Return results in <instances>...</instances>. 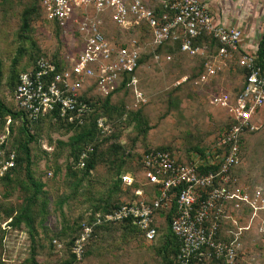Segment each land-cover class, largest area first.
Here are the masks:
<instances>
[{
	"label": "built area",
	"instance_id": "built-area-1",
	"mask_svg": "<svg viewBox=\"0 0 264 264\" xmlns=\"http://www.w3.org/2000/svg\"><path fill=\"white\" fill-rule=\"evenodd\" d=\"M41 8L46 22L75 25L80 48L74 55L60 57L59 64L49 56H39L18 73L9 99L28 125L53 112L67 115L69 121L80 119L93 99L111 94L123 83V90L133 99L130 109L146 102L138 76L140 43L136 38L114 41L106 37L102 31L106 18L124 29L144 23L152 46L181 38L180 49L195 54L199 47L192 46V39L206 34L220 43L216 56L229 59L239 54L238 65L248 71L244 85L234 95L222 91L211 99L233 119L219 139L203 155L192 151L185 159L165 148L144 150L140 154L141 179L130 172L120 176L121 184L130 187L134 196L99 216L96 222L131 218L144 240L151 243L157 235L154 221L159 210H170L175 198L170 228L180 241L177 264L221 257L228 264H237L242 231L248 230L255 219L260 220L264 231V190L244 185L233 174L242 159L239 139L245 131L257 128L254 117L264 106V68L256 63V49H247L242 30L219 23L202 0H156L153 6L148 0H41ZM165 57L170 59L169 54ZM220 69L219 64L206 62L196 81L207 82ZM186 79L184 76L181 81ZM17 122L10 115L0 114V178L15 164L9 139L10 126ZM97 125L105 134L111 131L105 117L99 118ZM89 150H82L80 165ZM146 185L150 188L145 189ZM175 187L176 195L172 191ZM245 209L249 214L244 215ZM243 216L248 217L244 224ZM223 220L234 228L227 239L218 234ZM81 227L71 247L76 259L64 264H79L82 259L92 227L85 222ZM54 242L61 247V243Z\"/></svg>",
	"mask_w": 264,
	"mask_h": 264
},
{
	"label": "rangeland",
	"instance_id": "rangeland-1",
	"mask_svg": "<svg viewBox=\"0 0 264 264\" xmlns=\"http://www.w3.org/2000/svg\"><path fill=\"white\" fill-rule=\"evenodd\" d=\"M32 0H0V60L2 63V83L0 95H4L9 102L8 85L6 81L12 73L19 72L29 66L32 56L39 53L56 54L59 57L74 55L80 48V42L71 25H66L58 35L54 34L49 23L42 14L30 20V29L21 34V12ZM156 0H148L153 6ZM219 23L224 25L242 26L245 29L247 40L256 45L264 30V0H204ZM40 4V2H39ZM105 26V33L111 40L137 37L141 46L142 56H146L151 49V40L148 35L141 39L140 32L128 28H120L109 23ZM241 24V25H240ZM170 45L174 41H169ZM22 49V50H21ZM146 54V55H144ZM169 54L170 59L165 56ZM158 57H146L138 68L139 85L144 92L146 102L142 106V113L147 123V129L138 131L131 122L121 121L118 126L117 139H110L102 144L104 155L97 163L92 173L81 183L75 195H71L72 186L65 177L66 163L69 161L68 148L61 149L62 154L57 158L60 165L59 173L52 174L53 164L51 156L46 158L42 151L52 152L57 148L56 140H67L68 133L63 130L43 131L39 137V144L35 146L34 159L37 160L35 169L41 172V179L45 182L44 191L48 197L49 214L45 221L38 224L40 217L35 220L37 234L31 241L25 226L13 227L8 223L0 209V230L4 231L0 242V264H23L30 255L32 245L37 248L35 255L40 264H57L64 256L63 251L51 248L49 239L54 231L62 227L63 218L69 223L80 212H89L94 200L107 196L116 177L114 170L118 165L117 153L105 151L111 142L118 141L122 147L119 153L124 155L122 169H128L141 179L137 157L144 150L155 147L171 149L179 159L188 157L186 153L194 147H205L213 144L226 124L228 113L211 102V99L222 91L235 93L243 78L238 65V53L231 58L216 56L213 49L209 50L205 43L199 47V53L190 54L182 51L172 53L160 52ZM203 62V63H202ZM206 62H215L221 66L217 75L207 82L196 80L182 81L178 89L172 90L177 81L190 75L197 76V72ZM6 93V95H5ZM125 100V107L130 109L133 104L132 96L127 92L113 96ZM124 120V119H122ZM256 129L246 134L241 146V163L238 165V178L244 185L259 186L264 190V106L254 117ZM17 135V134H16ZM49 139L52 143L49 144ZM117 143V142H116ZM50 170V172H47ZM53 176V178H52ZM69 195L58 209L56 202L62 196ZM24 194L20 186H5L0 183V203L5 206H19ZM134 196L131 188L119 184L118 188L107 196L110 204L126 202ZM88 210V211H87ZM64 214V215H63ZM157 223L159 232L153 242L148 243L138 232H129L121 225L102 230L93 239L90 253L81 264H163L161 257L155 252L160 244L161 234L166 230L163 215L158 213ZM247 215V214H244ZM247 216H243L242 223H246ZM255 222V223H254ZM248 230L240 234L241 249L237 264H264V231L260 227V220L255 219ZM221 238L232 235L234 228L220 223ZM67 234L61 236L65 241ZM226 239V238H225ZM38 242L42 243L39 245ZM65 254V253H64ZM202 264H220L211 259L202 260Z\"/></svg>",
	"mask_w": 264,
	"mask_h": 264
},
{
	"label": "trees",
	"instance_id": "trees-1",
	"mask_svg": "<svg viewBox=\"0 0 264 264\" xmlns=\"http://www.w3.org/2000/svg\"><path fill=\"white\" fill-rule=\"evenodd\" d=\"M41 14L43 16V12L41 8V0H32L31 3L28 6H26L21 12V27H20L21 34L30 29V20L34 16H38ZM108 22L112 23L110 22V20H108ZM47 23H49L51 29L54 31V34L56 35H58V33L66 25H71L74 33L78 37L74 24H71L69 22L62 23L60 21H52ZM107 24L108 23L106 21L103 23L102 31L106 37L110 38L104 31L105 26H107ZM131 28L141 33L140 34L141 36H139L140 38L142 37L141 39L146 38V35H148L150 38L148 27L144 23H140L139 25H135ZM130 38L138 39L135 36ZM115 41H120V40H115ZM205 43L208 44L209 50L213 49V52L217 53L220 47V43L210 35L202 34L196 38H193L191 41L193 47L195 46L200 47ZM180 45H181V38L175 40L174 43L171 45L169 41H166L158 46L151 45L150 46L151 49H149L148 51L149 53L147 55L144 54L146 56H142L143 55L142 53L140 54V57L138 59V64L139 65L142 64L146 57H153L155 54H159L160 52H166V53H172L175 51L177 52L180 50ZM255 55H256V63L260 65V67L264 68V30L263 32H261V36L257 43ZM39 56H45V57L49 56L53 61L57 62L58 64L62 60L56 54L52 55L49 53H39L36 54L35 56H32V60L29 65L33 64L35 59ZM24 69H26V67L22 68L20 71ZM203 69L204 66L202 65L201 69L196 74L197 76L191 74L190 75L191 78L187 77L186 81L191 79L196 80L199 74L203 71ZM19 72L12 73L11 77H9L8 80L6 81L8 85L7 92H9V96L11 95L14 87L16 86ZM240 72L243 73V78L239 85L238 90L235 91V93L238 92L239 89L244 85V79L246 74L248 73L247 69L243 67L240 68ZM181 82H182L181 80H178L177 85L174 88H172V90L178 89V87H180L179 85L181 84ZM1 83H2V63L0 60V86ZM123 87H124V83L119 87H117L111 94L105 97H98L93 99L92 103L90 104V109L86 113H84L80 119L74 118L73 121H69L67 115L65 117H61L58 113L53 112L40 117L32 125H28L27 120L23 118L22 113L20 111H16L13 109L14 106L11 101L6 102L4 95L2 96L0 95V114L10 115L13 122L18 120V122L15 123L14 126L13 124L10 126L11 135L9 139L10 147L15 152V159H14L15 164L3 177L0 178V183L9 187H14L16 185H19L21 192L24 194L22 203L19 206L16 207L11 205L5 206L3 205V203L2 204L0 203V209L3 212V215H5L6 218H10V221L8 223L9 226H13L15 228L25 226L31 241H34L35 235L37 234V230L35 228L36 218L38 216L40 217L38 222V224L40 225L45 221L46 215L49 214V209H48L49 200L48 197H46V192L44 191V187L46 183L43 182V180L41 179L40 176L41 172H38L35 169V167H37V160L34 159L35 146L39 144V140H40L39 137L43 131L47 130L48 132H50L51 130L55 129L57 131L63 130L65 133L69 134L67 140L65 141L59 139L56 140L57 148L56 149L53 148L52 152L42 151V153L46 158H49L51 156V159L53 160V164H49L48 169L52 168L51 172L53 176H56L59 173V169H60V165L57 162V158L62 154L61 149L67 146L69 161L65 164L66 165L65 177L69 179V185L72 186V190L70 194L75 195L82 181L92 173V170L101 160L100 157H102L104 153H106L102 149V144L108 142L110 139L118 138L119 130H116L118 126H116V128L113 130H112V126L114 127V125H119L121 121L124 122L126 121V123L129 124L132 122L138 131L143 132L144 130L147 129L146 126L147 123L142 113V106H144V104L140 105L136 109H127L125 107V100H123L121 96L113 100L112 98L113 96L119 93H124V92L127 93L126 90H123ZM102 117L106 118V124H108L111 127V131L108 134L103 133L101 131V128L98 127L97 125V120ZM232 122L233 119L228 115L226 124L223 127L222 132H224ZM222 132L217 137V139H219ZM251 132L253 131L247 130L242 134V136L239 139L240 148L245 140L246 134H249ZM116 142H111L108 148L105 150L108 153L110 152L117 153L118 162H119L116 169L114 170L116 177L112 182V187L109 188L107 191V196H109L110 193H112L114 190L118 188L119 184H121V178H120L121 174L127 172L128 170V169H122L124 164V156H123L124 154L119 153V150H121L122 147L118 144V141ZM48 143L51 144L52 140L49 139ZM86 147H90L91 150H89L87 152V156L83 158L84 164L80 165L79 158L82 150ZM207 147L208 146L205 147L195 146L194 150H191L186 154L188 155L190 152L193 151V152H199L201 155H203ZM159 148H165L170 152H173L171 149L167 147H159ZM137 164L140 169L141 168L140 153L137 157ZM238 167L239 166H237L233 170V174H235L237 177H238V173H237ZM214 168L216 167H213V169ZM202 170L207 171L212 169L203 168ZM47 172H50V170H47ZM134 186L137 187L138 184H135ZM144 188L148 189L150 188V186L146 185ZM177 188L178 187H175L172 190L175 192V195L178 192ZM107 196L102 198L98 197L97 199H95L94 200L95 204L91 206H87L86 208L89 209V212L84 213L82 211L78 213L75 219H73L71 223H69L68 220L65 219V217L63 218L64 224H62V227L59 228V231L57 232L54 231V234L51 235V238L49 239V244L51 248L56 247L57 251H63L64 256L57 264H64L67 262L75 261L76 259L75 254L71 252V247L73 245V241L82 230L81 227L82 222L89 224L92 227V232L84 245L82 259L79 261V264H81L84 258L90 253L89 249H90V245L94 241L93 239H95L99 235V233L104 229H110L113 226L121 225L129 232H138L140 236L143 237V233L131 218H127L115 222L102 220L101 222L96 223L97 218L99 216L112 210V208L116 207L121 203L118 201L116 203L110 204L108 202ZM67 197L70 196L66 195L58 199V201L56 202L57 204L56 207L58 209L62 208V205L66 201ZM174 205H175V198H173L172 207L170 210H164V209L159 210V212L163 215L166 225V230L161 234L160 244L155 248V252L161 257L163 264H177L176 254L180 247V241L173 234L170 228V218L174 210L173 209ZM244 214H249L248 209H245ZM154 225L156 226V230L158 234L160 226L157 223V221H154ZM220 231L221 228L219 229L218 234H220ZM3 232L4 231L0 230V242L2 236L1 234ZM66 234L68 238L65 241H63L61 239V236H65ZM223 238L227 239L229 238V236ZM54 240L56 242L61 243L60 248L57 247ZM38 244L42 245V243L40 242H38ZM36 252H37V248L32 245L30 255L23 261V264H40L35 258ZM212 260L214 262H219L220 264H228L224 257L212 258L211 261ZM194 264H202V261L195 260Z\"/></svg>",
	"mask_w": 264,
	"mask_h": 264
},
{
	"label": "crops",
	"instance_id": "crops-1",
	"mask_svg": "<svg viewBox=\"0 0 264 264\" xmlns=\"http://www.w3.org/2000/svg\"><path fill=\"white\" fill-rule=\"evenodd\" d=\"M202 1H204V0H202ZM210 9V8H209ZM211 10V9H210ZM241 25V24H240ZM236 26V25H235ZM239 27V26H238ZM241 30H242V32H243V38H244V41H245V44H246V47H247V49H249V50H255L256 49V47H257V44L256 45H252L249 41H246L248 38H247V36H248V34L246 35V33H245V29L244 28H242V26H240L239 27ZM258 41H259V39H258ZM258 41H257V43H258ZM158 216H159V214L157 215V219H158ZM157 219H156V221H157Z\"/></svg>",
	"mask_w": 264,
	"mask_h": 264
}]
</instances>
